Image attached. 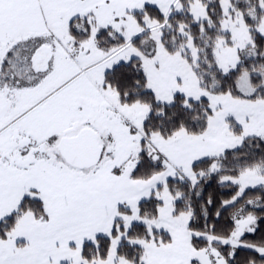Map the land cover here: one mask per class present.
<instances>
[{
	"label": "snow or ice",
	"instance_id": "snow-or-ice-1",
	"mask_svg": "<svg viewBox=\"0 0 264 264\" xmlns=\"http://www.w3.org/2000/svg\"><path fill=\"white\" fill-rule=\"evenodd\" d=\"M0 264H264V0H0Z\"/></svg>",
	"mask_w": 264,
	"mask_h": 264
}]
</instances>
